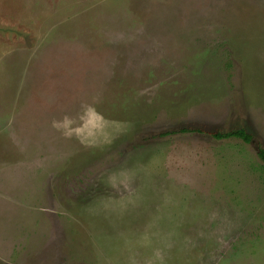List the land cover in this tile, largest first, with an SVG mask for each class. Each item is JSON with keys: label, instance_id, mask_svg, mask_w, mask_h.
Instances as JSON below:
<instances>
[{"label": "rangeland", "instance_id": "374dc122", "mask_svg": "<svg viewBox=\"0 0 264 264\" xmlns=\"http://www.w3.org/2000/svg\"><path fill=\"white\" fill-rule=\"evenodd\" d=\"M258 147L264 0H0V264H264Z\"/></svg>", "mask_w": 264, "mask_h": 264}, {"label": "trees", "instance_id": "16d2710c", "mask_svg": "<svg viewBox=\"0 0 264 264\" xmlns=\"http://www.w3.org/2000/svg\"><path fill=\"white\" fill-rule=\"evenodd\" d=\"M187 130L188 129H181V131H187ZM213 136L218 139L237 137L243 139L247 143L253 142V135L249 133L244 127L229 131H224V132H216L213 134ZM258 148H259L258 154L264 163V148L263 147H258Z\"/></svg>", "mask_w": 264, "mask_h": 264}]
</instances>
